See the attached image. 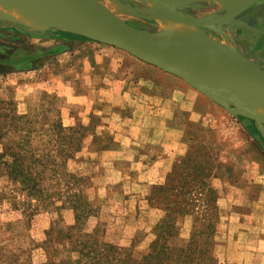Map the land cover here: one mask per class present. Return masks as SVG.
Segmentation results:
<instances>
[{
  "label": "rangeland",
  "instance_id": "rangeland-1",
  "mask_svg": "<svg viewBox=\"0 0 264 264\" xmlns=\"http://www.w3.org/2000/svg\"><path fill=\"white\" fill-rule=\"evenodd\" d=\"M99 1L146 32L154 43L165 37H161L165 16L177 13L200 20L192 25L219 44L232 45L264 69V0L232 11L224 0H192L169 7L158 0ZM167 8L174 14L167 13ZM45 23L33 26L0 14V107L9 114L5 121L10 120L13 106L17 114L37 112L36 120L46 128L56 121L63 126L76 121L94 126L96 141L85 146L92 147L103 162L99 165V159H90L84 146L67 164L71 171L90 176L88 192L99 205L98 216L89 218L86 229L103 222L105 238L139 259L148 251L152 227L163 215L160 206L148 200L151 185L163 184L173 166L181 165L191 171L181 184L192 191L181 195L187 211L180 216L179 230L169 244L184 247L194 218L209 217L215 225L211 253L216 264H264V140L255 122L229 113L179 77L121 49ZM169 88L173 92H166ZM171 107L175 110L170 112L168 127L182 129V153L173 149L176 136L155 131L157 124L139 134L145 138L152 132V138L157 133L160 144L145 141L133 147L149 161L155 153L174 150L162 180L137 185L133 182L137 174L131 172L124 179L106 182L104 168L112 158L111 141L119 127L124 133L138 134L144 115L155 108H164L161 114H165ZM251 109L256 112L255 107ZM123 119L127 123L121 125ZM158 126L162 127L161 122ZM51 138L52 132H34L30 145L40 151L49 147ZM2 141L14 146L19 139L10 132ZM52 196L46 183L45 210L41 202L27 199L15 184L0 178V264H6L11 253L17 255V264H25L30 250L33 263L46 260L44 249L35 246L43 243L51 227L64 229L73 222V211L62 203L63 197ZM28 203L37 208L29 217L30 226L23 213ZM54 205L60 209L54 210ZM197 226L201 228L199 222Z\"/></svg>",
  "mask_w": 264,
  "mask_h": 264
},
{
  "label": "trees",
  "instance_id": "trees-1",
  "mask_svg": "<svg viewBox=\"0 0 264 264\" xmlns=\"http://www.w3.org/2000/svg\"><path fill=\"white\" fill-rule=\"evenodd\" d=\"M10 111V120L5 121L4 118L9 114L3 106L0 107V178L15 184L27 199L41 202L45 210L48 206L45 204L44 190L48 183L53 196L58 200L63 197L62 203H67L73 211L71 224L64 229L55 230L51 227L45 232L47 238L43 243L35 246L45 251L46 260L39 264H216L211 253L215 225L209 217L194 218L190 239L184 247L169 244V240L179 230L180 216L187 211L181 195L189 194L192 188L182 186L181 179L190 178L191 171L181 165L173 166L163 184L151 185L148 200L152 205H159L163 215L152 227L153 237L148 251L137 259L128 248L105 238L103 222L97 221L91 229H86L89 218L98 216L99 205L88 192L92 189L90 176L71 171L67 164L69 160L75 159L86 142L95 143L94 126L79 121L63 126L60 121H56L50 128H46L43 122L36 120L37 112L17 114L13 106ZM38 131L52 132L49 147L40 151L30 145L32 133ZM10 132L19 139L14 146L2 141ZM192 167V170L196 169ZM171 173L173 177L169 178ZM26 202L24 200L22 204ZM26 205L27 208L23 209L26 216L24 220L30 226L29 217L37 208L31 207L29 203ZM53 207L54 210L60 209L58 205ZM27 209L29 213H26ZM198 222L201 228H198ZM31 251L25 264H35L30 258ZM50 251L53 253L50 254ZM8 256L6 264H17L15 253Z\"/></svg>",
  "mask_w": 264,
  "mask_h": 264
},
{
  "label": "water",
  "instance_id": "water-1",
  "mask_svg": "<svg viewBox=\"0 0 264 264\" xmlns=\"http://www.w3.org/2000/svg\"><path fill=\"white\" fill-rule=\"evenodd\" d=\"M47 1L53 4L55 14L43 26H56L116 47L179 77L229 113L252 119L264 140V123L242 107L246 91H264V69L251 60L240 53L233 61L206 57L184 45L159 48L146 32L117 16L99 0ZM0 3L9 5L10 0ZM174 18L196 23L189 16Z\"/></svg>",
  "mask_w": 264,
  "mask_h": 264
},
{
  "label": "bare ground",
  "instance_id": "bare-ground-1",
  "mask_svg": "<svg viewBox=\"0 0 264 264\" xmlns=\"http://www.w3.org/2000/svg\"><path fill=\"white\" fill-rule=\"evenodd\" d=\"M161 1L163 5L169 7L170 5H177L178 3H188L192 0H158L156 3L160 4ZM252 1L254 0H224L227 8H230L231 11L232 9H242ZM53 7V4H50L47 0H10L9 5L6 6L0 3V14L9 16L26 24L39 26L54 17L55 10ZM165 11L174 14L172 9L167 8ZM163 13L169 15L165 12ZM176 14L177 13L173 16L169 15L163 18L162 25L165 29L162 30L163 32L160 31V33L162 32L161 37H165L161 41L155 43L157 47L164 48L170 45H184L196 49L197 53L206 57L228 61H233L235 59L238 51L232 45L219 44L217 41L210 38V35L203 31V29H199L192 24L174 18ZM176 22H181L183 25L177 24ZM196 22L198 23L200 20ZM208 25L211 26L209 23ZM242 107L247 113L252 114L260 122L264 123V91H246ZM252 107H255L256 112L251 109ZM258 107L260 108L258 109Z\"/></svg>",
  "mask_w": 264,
  "mask_h": 264
},
{
  "label": "crops",
  "instance_id": "crops-1",
  "mask_svg": "<svg viewBox=\"0 0 264 264\" xmlns=\"http://www.w3.org/2000/svg\"><path fill=\"white\" fill-rule=\"evenodd\" d=\"M166 92H173V89L169 88L166 90ZM174 110L175 109L171 107L169 108V112L161 114L162 112H165V109L163 108L161 111H157V108H155L153 112L147 113L144 115L143 121L140 120L141 118L139 119L141 123L138 126V134H131L129 131L124 133V128L119 127L118 131L114 133L113 139L111 141L112 158L107 161L108 166L104 168L106 182L124 179V177L131 172L137 174V178H135L133 181L137 185L139 183V185L143 186L144 183L150 184L160 182L162 180L163 174L169 170L171 166L172 159L174 157V150L173 153L170 151H163L159 154L155 153L154 155H151L153 159L149 161L145 160V154H141L138 150H134L135 148L133 147L136 146V144L139 147L141 146V142L145 141L148 143H153L154 145L155 143L160 144V141L156 140V136H158V134L155 132H153L155 133V136L152 138L149 136V134L152 132H148V136L145 138L142 137L143 139L139 134V131H141L142 134L147 130L150 131V127H152L154 124H157L154 129L155 131L161 129L163 130V134L167 135L168 137L169 135L176 136L175 147H173V149H177V153L179 154L182 153V129L180 130V128L175 129L174 127H168L169 118L171 117V114ZM160 122L162 126L161 128L158 126ZM125 123L127 122L123 119L121 125H124ZM85 150L86 155L90 159H99L98 153L95 152L92 147L85 146ZM99 162L100 165L103 161L100 160Z\"/></svg>",
  "mask_w": 264,
  "mask_h": 264
}]
</instances>
